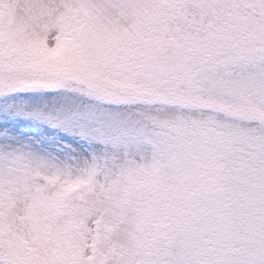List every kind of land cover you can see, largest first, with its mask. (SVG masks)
I'll use <instances>...</instances> for the list:
<instances>
[{
    "label": "snow or ice",
    "instance_id": "1",
    "mask_svg": "<svg viewBox=\"0 0 264 264\" xmlns=\"http://www.w3.org/2000/svg\"><path fill=\"white\" fill-rule=\"evenodd\" d=\"M0 264H264V0H0Z\"/></svg>",
    "mask_w": 264,
    "mask_h": 264
}]
</instances>
